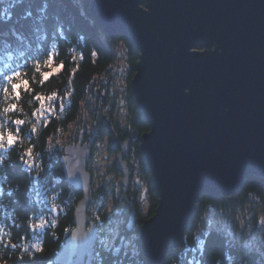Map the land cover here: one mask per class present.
<instances>
[{
  "label": "trees",
  "instance_id": "1",
  "mask_svg": "<svg viewBox=\"0 0 264 264\" xmlns=\"http://www.w3.org/2000/svg\"><path fill=\"white\" fill-rule=\"evenodd\" d=\"M88 5L89 0H11L0 10V134L16 137L15 144L0 140L10 145L0 148V264H55L53 257L73 227L72 211L80 196L63 178L62 145L73 136L85 140L97 122L92 147L97 150L108 138L106 126L99 124L103 112L120 140L130 141L125 160L136 163L147 206L140 212L139 204L128 198L123 205L117 203L114 190L120 174L114 161L103 169L111 178L92 176L88 214L100 235L114 227L124 232L131 207L136 216L119 255L110 251L114 243L106 248L96 244L92 264H145L137 236L158 198L140 157V139L149 123L137 113L130 87L138 52L124 37H108ZM119 58L123 66L115 68ZM14 73L21 74L16 82H28L19 97L12 94L15 86L8 79ZM28 151L38 161L37 169L27 168ZM87 169L93 172L89 165ZM182 242L168 251L165 264H264V178L250 175L234 195L201 196Z\"/></svg>",
  "mask_w": 264,
  "mask_h": 264
},
{
  "label": "water",
  "instance_id": "2",
  "mask_svg": "<svg viewBox=\"0 0 264 264\" xmlns=\"http://www.w3.org/2000/svg\"><path fill=\"white\" fill-rule=\"evenodd\" d=\"M88 10L108 37L122 36L138 52L130 86L149 123L140 157L158 203L137 241L145 264H165L168 251L183 246L201 196L234 195L250 175L264 178V0H89ZM101 124L127 189L130 141L120 140L104 115ZM95 136L94 122L59 159L80 196L55 264H92L98 230L87 213L93 198L86 165ZM134 223L131 207L125 230Z\"/></svg>",
  "mask_w": 264,
  "mask_h": 264
},
{
  "label": "rangeland",
  "instance_id": "3",
  "mask_svg": "<svg viewBox=\"0 0 264 264\" xmlns=\"http://www.w3.org/2000/svg\"><path fill=\"white\" fill-rule=\"evenodd\" d=\"M10 1L11 0H5L4 1V4L2 5L1 3H0V10L1 9H4L3 7H5L6 5H7V7L6 8H8V5H9V3H10ZM3 13L2 14H5L6 13V10H3L2 11ZM1 13V12H0ZM114 38V37H113ZM117 63V65H115V68H117V66H123V61L119 58V61L118 62H116ZM122 74L124 75V73H123V70H122V67H120V69H119V76L121 77L122 76ZM131 87V86H130ZM112 90V89H111ZM111 93H112V91H110ZM103 93V92H102ZM103 99H104V96H103ZM102 114H104V112L102 113ZM101 117V116H100ZM96 123V122H95ZM101 126H103L101 123H99ZM93 128V126L91 127V129ZM71 130H72V127H71ZM149 130V129H148ZM91 132V131H90ZM147 132V131H146ZM96 133H97V123H96ZM109 133V132H108ZM145 133V132H144ZM143 133V134H144ZM77 135H79V133L77 134ZM73 139H74V136H73ZM73 139H69V141L68 142H66L65 144H63L62 146L64 147L65 145H67V144H71V143H73V142H76L77 140H73ZM94 143H95V141H94ZM106 143H108V138H106L105 139V141H103L102 143H101V145L100 146H98V149L97 150H95L94 152H93V149L91 150V152L93 153V159L91 160V164L89 163V161H87V165H89L92 169H93V172L91 173L90 171H89V174L91 175V182H90V188H91V183H92V176L93 177H98V178H100V177H105V176H107V175H109L108 173H104V170L103 169H105V171L106 170H108V168H109V166H110V164H111V162L112 161H115V158H116V154H117V151H112V150H110V148H107V146H106ZM58 145H60V144H58ZM94 145V144H93ZM97 145V144H96ZM63 147H62V149H63ZM93 147V146H92ZM108 147H109V143H108ZM109 149V150H108ZM29 155H27L26 157H27V160H26V166H27V168L28 169H32V168H35V169H37L38 168V165H39V163H38V161L35 159V158H33L32 157V154H30V152L28 151L27 152ZM128 153V152H127ZM62 154H63V150H62ZM125 159V158H124ZM89 160V159H88ZM126 161V160H125ZM128 163V162H127ZM115 164V163H114ZM87 165H86V168H87ZM129 165L132 167V169L135 171V173H136V171H137V169H136V163L134 162V161H130L129 162ZM128 165V166H129ZM116 167V166H115ZM130 169V168H129ZM61 172H62V170H61ZM138 173V172H137ZM63 175V174H62ZM110 176V175H109ZM121 175H119V178H118V181L120 182V177ZM138 177H140L139 175H138ZM63 178H64V176H63ZM109 178H111V176L109 177ZM95 182V181H94ZM140 182H141V184H140V186H139V188H138V190L136 191V194L135 195H130V196H128L127 198L129 199H134V200H131V203L133 204L134 202H136L138 199H139V195L140 194H144L143 193V191H144V189H145V186H143V184H142V181H141V179H140ZM121 188H123L122 186H116V189H121ZM124 189V188H123ZM90 191H91V189H89V193H90ZM77 192V191H76ZM79 193V192H78ZM119 193H120V191H119ZM91 194V193H90ZM92 196V195H91ZM142 196H140V203H138L139 204V211L140 212H143V211H145V209H146V206H147V198H146V196H144L142 199ZM107 205H108V207L109 208H112V201L111 200H108V202H107ZM89 206V205H88ZM56 208V210H58V212H59V209L57 208V207H55ZM87 210H88V208H87ZM129 213V212H128ZM58 215L59 214H57L55 217H58ZM134 215H135V211H134ZM127 218H128V216H127ZM147 218V217H146ZM135 222H136V216H135ZM224 223H226V224H228L229 222H227V220H224ZM135 224V223H134ZM125 225V224H124ZM211 225H212V222H211V224H209V226L211 227ZM133 227H134V225H133ZM133 230V229H132ZM132 230H131V232H132ZM116 231H118V229L117 228H110V231L108 230V232L107 233H105L104 232V234H103V236H101L100 237V239L97 241V243L96 244H99L100 246H103V248H106V247H108V246H110L111 245V243H112V240L114 239V238H116L115 236H117V233H116ZM124 231H126V230H124ZM131 232H128V233H131ZM202 232H199L198 231V233H197V239L199 238V236H200V234H201ZM106 234V235H105ZM109 234V235H108ZM134 235V234H133ZM132 235V236H133ZM125 238V237H124ZM128 238H125V240H127ZM124 240V239H123ZM129 240V239H128ZM132 241V240H131ZM115 247V244L113 245V246H111L110 247V251H111V249H113ZM93 256H94V253H93Z\"/></svg>",
  "mask_w": 264,
  "mask_h": 264
},
{
  "label": "flooded vegetation",
  "instance_id": "4",
  "mask_svg": "<svg viewBox=\"0 0 264 264\" xmlns=\"http://www.w3.org/2000/svg\"><path fill=\"white\" fill-rule=\"evenodd\" d=\"M4 2V0H0V3L2 4ZM3 5V4H2ZM120 139V138H119ZM84 140V139H83ZM119 150V149H118ZM127 154V153H126ZM126 157V156H125ZM129 165V164H128ZM129 168L132 170V177H131V181H130V184H129V187L127 188V189H123V188H121L120 189V193H119V196H118V198L116 199L115 198V200L117 201V203L119 204V205H123L124 204V199H126L128 196H130V195H135L136 194V191L138 190V188H139V186H140V184H141V182H140V177H138V173H137V171H136V173H135V171L132 169V167L129 165ZM119 172V171H118ZM119 174L121 175V173L119 172ZM121 177V176H120ZM121 186V185H120ZM146 191H147V189L145 188L144 189V191H143V193L144 194H140L139 195V199H140V196H142V198L144 197V196H146V198H147V195H146ZM141 198V199H142ZM137 200L136 201V203H140V200Z\"/></svg>",
  "mask_w": 264,
  "mask_h": 264
},
{
  "label": "snow or ice",
  "instance_id": "5",
  "mask_svg": "<svg viewBox=\"0 0 264 264\" xmlns=\"http://www.w3.org/2000/svg\"><path fill=\"white\" fill-rule=\"evenodd\" d=\"M21 74L20 73H14L12 76H9L8 79L9 81L12 82V85H14L15 87L13 89H11V92L12 94H14L16 97H19L20 96V93H21V89L23 87H26L28 82H25V81H20V82H16V77H19ZM49 74H46V76H48ZM3 91L5 93H8L9 92V89L8 88H4ZM38 99H45V98H42V97H38ZM12 108H15L16 105H12L11 106ZM16 123L17 124H22L23 121L21 120H16ZM0 140H7V142L9 144H15L16 143V137L14 135H8V136H5L3 134H0Z\"/></svg>",
  "mask_w": 264,
  "mask_h": 264
},
{
  "label": "bare ground",
  "instance_id": "6",
  "mask_svg": "<svg viewBox=\"0 0 264 264\" xmlns=\"http://www.w3.org/2000/svg\"><path fill=\"white\" fill-rule=\"evenodd\" d=\"M95 22V21H94ZM110 95H112L113 96V94L112 93H110ZM102 98H103V96H102ZM105 116V119L107 120V122H108V119H107V114L106 113H104V114H101V117L102 116ZM101 117L99 118V123H101ZM97 123V122H96ZM96 137V136H95ZM109 137H110V135H109V133H108V143H109ZM87 169V168H86ZM87 171L89 172V170L87 169ZM118 186H120V184H119V182H118ZM73 189V188H72ZM74 190V189H73ZM75 191V190H74ZM116 191H118V189H116V187H115V190H114V198H115V192ZM119 191H120V189H119ZM93 198V197H92ZM93 202V201H92ZM91 202V203H92ZM58 214V213H57ZM71 222H72V220H71ZM95 223V226L97 227V230H98V234L100 235L101 234V230H100V227H99V225L96 223V222H94ZM73 225V224H72ZM73 228V227H72ZM108 230L110 231V229L108 228L106 231H105V233H107L108 232ZM116 233H117V235H118V233H120L119 231H116ZM126 234H129L127 231H124V232H121L120 233V235L119 236H115L116 238H114L113 240H112V243H114V244H117L118 242H119V240H120V238L121 237H126ZM99 235H98V238H97V240H99ZM106 235V234H105ZM109 235V234H108ZM100 236H103V235H100ZM117 237H118V239H117ZM66 238V237H65ZM114 241V242H113ZM64 242V241H63ZM114 256V255H113ZM116 257V256H115Z\"/></svg>",
  "mask_w": 264,
  "mask_h": 264
},
{
  "label": "clouds",
  "instance_id": "7",
  "mask_svg": "<svg viewBox=\"0 0 264 264\" xmlns=\"http://www.w3.org/2000/svg\"><path fill=\"white\" fill-rule=\"evenodd\" d=\"M37 70H39V68H37ZM0 148H3L4 150H8L10 148V145H8L7 143H3V144H0ZM4 163H6V161ZM2 179L5 180V181L8 180L7 179V174H6L5 171H4V175H3ZM38 250H39V248H37V251ZM26 251H27V249H26Z\"/></svg>",
  "mask_w": 264,
  "mask_h": 264
}]
</instances>
